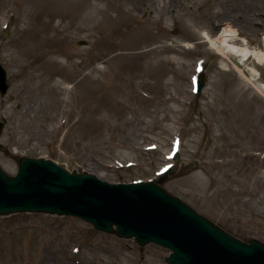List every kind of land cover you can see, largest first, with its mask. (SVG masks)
Returning a JSON list of instances; mask_svg holds the SVG:
<instances>
[{
	"label": "rangeland",
	"instance_id": "374dc122",
	"mask_svg": "<svg viewBox=\"0 0 264 264\" xmlns=\"http://www.w3.org/2000/svg\"><path fill=\"white\" fill-rule=\"evenodd\" d=\"M244 2L0 0L4 173L31 158L110 184L155 182L264 245V64L250 85L204 37L239 30L230 20ZM254 26L239 39L263 50ZM170 255L73 217H0V264H168Z\"/></svg>",
	"mask_w": 264,
	"mask_h": 264
},
{
	"label": "water",
	"instance_id": "95a60500",
	"mask_svg": "<svg viewBox=\"0 0 264 264\" xmlns=\"http://www.w3.org/2000/svg\"><path fill=\"white\" fill-rule=\"evenodd\" d=\"M196 87L200 94L205 83ZM9 88L0 63L3 97ZM18 213L74 217L142 246L157 244L172 251L168 264H264L262 243L232 237L154 182L110 184L47 159L23 158L14 177L0 166V217Z\"/></svg>",
	"mask_w": 264,
	"mask_h": 264
},
{
	"label": "bare ground",
	"instance_id": "6f19581e",
	"mask_svg": "<svg viewBox=\"0 0 264 264\" xmlns=\"http://www.w3.org/2000/svg\"><path fill=\"white\" fill-rule=\"evenodd\" d=\"M231 17L230 21L232 25L237 28L240 27L241 30H258L254 26L258 24L260 25L259 31L264 33V0H253L252 2L248 0V3H242L239 10ZM240 29L233 30L228 27L223 29L220 37L216 39H213L209 35H204V37L225 61L230 60L231 57H235L237 59L238 71L243 74L246 73L247 82L255 86L259 80V66L264 64V41L263 50L252 49L246 39H239L242 32ZM251 59L257 61L258 64L253 63L251 67H248L246 62Z\"/></svg>",
	"mask_w": 264,
	"mask_h": 264
}]
</instances>
